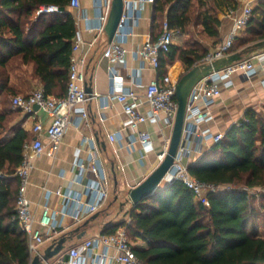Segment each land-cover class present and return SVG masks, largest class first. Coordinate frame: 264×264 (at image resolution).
I'll list each match as a JSON object with an SVG mask.
<instances>
[{
  "label": "trees",
  "instance_id": "1",
  "mask_svg": "<svg viewBox=\"0 0 264 264\" xmlns=\"http://www.w3.org/2000/svg\"><path fill=\"white\" fill-rule=\"evenodd\" d=\"M192 1L155 0L154 17H160L161 23L166 18L172 29L184 30L190 23ZM198 1L204 7L212 2V6L199 12L198 19L204 33L218 38L219 12L236 8L238 0ZM51 4L64 9L37 14L42 5ZM70 7L71 0H0V100L4 93L14 96L24 92L25 85L11 83L14 72L26 84L38 79L48 94L66 96L78 31ZM261 40L264 0H257L252 18L232 51ZM207 53L193 46L173 44L168 57H179L184 74ZM30 65L31 71L25 67ZM159 70L166 74L163 57ZM11 119L12 112L0 111V132L10 126ZM14 129L15 134L0 145V264H31L29 237L16 217L19 168L30 134L20 124ZM190 171L204 182L264 188V113L247 110L240 123L191 163ZM209 197L210 206H206L195 200L194 192L183 182L173 180L132 205L129 222L109 224L103 233L124 225L134 242L141 239L146 243L145 247L135 244V249L142 260L151 264H264V234L255 224L259 212L253 196L245 188H231L211 192Z\"/></svg>",
  "mask_w": 264,
  "mask_h": 264
},
{
  "label": "built area",
  "instance_id": "2",
  "mask_svg": "<svg viewBox=\"0 0 264 264\" xmlns=\"http://www.w3.org/2000/svg\"><path fill=\"white\" fill-rule=\"evenodd\" d=\"M98 15L95 21L88 15H83L91 31L99 35L105 33V27L109 18L113 0H96ZM154 2L155 0H148ZM257 0H249L244 3L240 12L234 7H229L226 14L232 18V27L226 38L218 43L214 49L208 51L200 61L210 63L231 54L236 39L246 29L252 18ZM71 6L81 9L80 0H71ZM130 7H132L130 9ZM59 5H42L37 14L60 11ZM139 18L137 7L127 6L121 18L113 41L103 51V55L109 59V78L111 88L106 95L108 101L119 102L122 105L126 119L123 128L131 130L127 145L134 148L140 146V159L145 160L149 153L156 151L153 134L149 129H142V124H156L159 132L165 139L164 147L157 151L159 163L162 162L168 152L170 138L176 121L179 102L177 99V86L179 79H173L165 74L144 82L142 71L146 67L158 70L161 57L171 51L174 44V30L168 20L163 23V30L157 38H147L134 55L140 60V66L132 68L124 75L117 65L120 63L127 67V50L123 40L132 31V24ZM85 40L77 31L76 40L71 56L68 91L66 96L57 98L48 94L43 87L34 89L28 94H17L12 97V106L24 113L31 114L36 111V106L52 116L48 126L37 122L33 131L35 138L28 140L24 146V157L19 168L21 185L17 201L16 217L22 229L28 234L29 248L32 256L42 255L40 246L58 235L64 227V217L70 216L79 223L98 212L110 197V178L101 157V147L96 137L86 136L82 145H86L87 159L76 154L72 170L74 178L72 183L82 184V190L72 188L65 190L58 187L51 190L44 186L47 193H55L61 199L60 206H53L47 201L42 209L41 216L31 209V201L27 196V185L34 169V157L47 153L55 156L61 148L65 134L71 124L80 127L84 120L89 118L86 107L93 94L86 90L88 53L84 50ZM92 43H90L91 45ZM255 59L264 61V50L255 55L244 57L235 63L225 66L200 79L193 86L187 103L183 135L174 163L168 170L165 180H179L194 192L195 200L210 206L209 193L233 188L231 184H214L199 180L192 175L190 165L194 154H203L209 143L220 141L224 133H213L208 123L214 119L213 107L222 95L224 88L234 84V76L238 73L251 78L257 71ZM138 88H144L139 93ZM146 105V111L141 110ZM44 135L49 142L46 143ZM121 130L110 135L112 140L123 138ZM1 175V174H0ZM249 193L256 195L264 191L263 187L248 188ZM49 198V197H48ZM100 250V251H99ZM45 264H151L142 260L135 249V243L128 234L125 226H120L116 231L100 233L92 238L73 245L67 252L61 253L56 263L47 261Z\"/></svg>",
  "mask_w": 264,
  "mask_h": 264
},
{
  "label": "crops",
  "instance_id": "3",
  "mask_svg": "<svg viewBox=\"0 0 264 264\" xmlns=\"http://www.w3.org/2000/svg\"><path fill=\"white\" fill-rule=\"evenodd\" d=\"M81 9L70 7L76 19L78 32L85 40L84 50L88 53V63L86 66L87 83L93 88V96L87 102L86 107L89 112V118L84 120L82 125L78 127L76 124H71L68 128L61 148L55 156H49L43 153L40 156L34 157V169L30 175L27 185V196L31 201V209L36 214V217L41 216L44 204L49 201L53 206H60L61 199L55 193H47L44 191V186L55 190L58 187L68 190H82V184L72 183L74 172L72 165L76 154L87 159L88 153L86 145H82L83 138L86 136L96 137L101 147V157L105 168L110 178V198L106 204L96 213L98 215L89 218L82 222H75L72 217H64V227L58 235L40 246V253L53 244L58 238L64 234H73L66 248L61 252H67L73 245L79 244L86 239L92 238L100 233L109 224H114L123 220L130 221L129 210L132 203L125 201L124 197L130 188L141 183L152 171L159 165L157 151L161 150L165 145V139L159 132L156 124H142V129H149L153 134L156 151L151 152L145 158L140 159V146L136 144L134 148L127 145L128 136L131 132L129 128H123V122L126 119V114L123 112L122 105L115 101H108L106 95L110 91L111 83L109 78L110 61L103 55V51L110 43L109 38L105 33L98 34L88 28L89 23L82 18L83 15H88L94 21L98 15V5L96 0H80ZM127 6L133 5L137 7L139 12L138 20L132 24L133 33L123 40V45L127 50V67L125 68L120 63L117 65L122 69L124 75L132 68L140 66V60L135 57L134 53L138 50L147 38H155L159 36L163 30V23L160 17L155 19V3L148 0H125ZM249 0H238L236 9L241 11L244 3ZM132 7H130L131 9ZM227 12V11H226ZM226 12H219L221 20L220 36L218 38L210 37L203 31V25L197 24V31L193 34L187 31V26L184 30H174V45L178 47L193 46L199 50H212L217 45L218 40H224L232 27V18ZM165 20H167L165 18ZM164 20V21H165ZM244 31V30H243ZM241 32V36L243 34ZM90 43H92L90 45ZM252 56V55H251ZM163 62L165 65L166 74L172 76L173 79H179L184 71V66L179 57L171 60L168 53L163 54ZM257 71L251 77L247 78L241 73L234 76V84L224 88L222 95L218 98L213 107L214 119L207 124L213 133H226L234 124L240 123L245 118L246 112L249 109H256L264 113V61L254 60ZM32 69V66H25ZM160 70H155L152 67H146L142 71L144 82H149L152 79L162 76ZM11 83L15 86L25 85L24 92L27 94L36 88L43 87L38 79H33L29 84H26L25 79L21 80L18 73H12ZM138 92H144V88H138ZM12 97L4 93L0 100V111L8 110L12 112L10 126L0 132V145L7 142L15 134V125L20 124L30 134L29 140L35 138L36 134L33 127L37 122H42L44 126H48L52 121V116L43 109H36L31 114L16 110L12 106ZM142 111H146V105L141 106ZM121 130L123 138L121 140H112L110 135L115 131ZM171 139V134L168 133ZM46 143L48 138L44 135ZM212 143L206 146L210 147ZM201 157V154H194L191 161L194 163ZM127 195V194H126ZM49 197V198H48ZM112 197V198H111ZM110 199V200H109ZM89 220L87 226L84 223ZM124 226V225H122ZM120 227V226H119ZM79 229V230H78ZM86 230L85 236L78 238L77 234ZM141 247H145L146 243L139 239L134 242ZM100 251V250H99ZM58 254L50 259V262L56 263ZM35 256V255H34ZM34 257L32 256V259Z\"/></svg>",
  "mask_w": 264,
  "mask_h": 264
},
{
  "label": "water",
  "instance_id": "4",
  "mask_svg": "<svg viewBox=\"0 0 264 264\" xmlns=\"http://www.w3.org/2000/svg\"><path fill=\"white\" fill-rule=\"evenodd\" d=\"M61 9L63 10L64 7H62ZM125 9V0L112 1L111 11L105 27V32L110 42L114 39L115 33L118 29ZM263 50L264 40H261L253 45H249L243 48L242 50L234 51L228 56L217 59L213 62L197 64L189 71L182 74V76H180L176 92L179 106L166 157L141 183L133 188H130L125 201L122 202L123 205L130 202L133 206H136L139 202H142L150 196L154 195L162 187V183L165 180L166 173L174 163L175 156L181 143L188 98L195 83L211 73L213 70H219L225 66L231 65L236 61L243 59L244 57L255 55ZM86 90L89 94H93V88L88 83L86 84ZM39 108V106H36V109ZM170 182L171 181L166 180L165 184H168ZM97 215L98 213H95L93 217H96ZM88 223L89 220H87L84 225L87 226ZM85 234L86 230H83L79 234H77V237L82 238L83 236H85ZM72 238L74 237L71 233L62 235L53 244H51L42 255L34 256L31 264H45V262L50 261V259L60 254L66 248L67 242Z\"/></svg>",
  "mask_w": 264,
  "mask_h": 264
},
{
  "label": "rangeland",
  "instance_id": "5",
  "mask_svg": "<svg viewBox=\"0 0 264 264\" xmlns=\"http://www.w3.org/2000/svg\"><path fill=\"white\" fill-rule=\"evenodd\" d=\"M192 6L189 11L190 16V23L187 26V31H191L193 34L195 32H198L197 30V24L199 23L198 14L201 10H204L205 8L212 6V2L208 3L206 7H204L198 0L192 1ZM245 48V47H244ZM241 48L240 50H242ZM12 96V95H11ZM166 180L163 181L162 184H165ZM233 188H246L244 184H233ZM127 194V193H126ZM124 194L126 197L127 195ZM251 196H253V203L255 204L257 211L259 212V216L255 221V224L258 226L259 231L264 234V191H260L258 195H256L254 192L250 193ZM110 198V197H109ZM112 198V197H111ZM110 200V199H109Z\"/></svg>",
  "mask_w": 264,
  "mask_h": 264
}]
</instances>
